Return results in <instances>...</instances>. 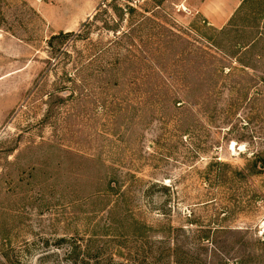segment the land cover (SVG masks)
I'll use <instances>...</instances> for the list:
<instances>
[{
    "label": "rangeland",
    "instance_id": "1",
    "mask_svg": "<svg viewBox=\"0 0 264 264\" xmlns=\"http://www.w3.org/2000/svg\"><path fill=\"white\" fill-rule=\"evenodd\" d=\"M0 264H264V0H0Z\"/></svg>",
    "mask_w": 264,
    "mask_h": 264
},
{
    "label": "trees",
    "instance_id": "2",
    "mask_svg": "<svg viewBox=\"0 0 264 264\" xmlns=\"http://www.w3.org/2000/svg\"><path fill=\"white\" fill-rule=\"evenodd\" d=\"M65 35H68V33H67V34L59 33L58 35H52V36L50 37L48 43L50 44L51 41H52L53 39H56V38H58V37H60V36H65ZM214 248H215L216 251H218V249H217L216 247H214ZM249 255H250V254H249ZM251 255H253V254H251ZM251 255H250V256H251ZM252 257L255 259V258H256V255H253ZM176 261H177V260H176Z\"/></svg>",
    "mask_w": 264,
    "mask_h": 264
},
{
    "label": "crops",
    "instance_id": "3",
    "mask_svg": "<svg viewBox=\"0 0 264 264\" xmlns=\"http://www.w3.org/2000/svg\"><path fill=\"white\" fill-rule=\"evenodd\" d=\"M232 11L234 10V7L231 9ZM230 16V14L227 15V17ZM224 17L221 16L219 21H222Z\"/></svg>",
    "mask_w": 264,
    "mask_h": 264
}]
</instances>
